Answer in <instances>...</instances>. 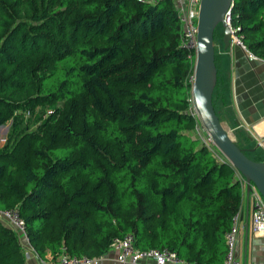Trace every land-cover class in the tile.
<instances>
[{"label":"trees","instance_id":"1","mask_svg":"<svg viewBox=\"0 0 264 264\" xmlns=\"http://www.w3.org/2000/svg\"><path fill=\"white\" fill-rule=\"evenodd\" d=\"M177 13L172 0H0V124L15 102L66 100L64 142L47 130L12 144L20 156L0 148V209H17L39 258L100 257L112 238L130 233L136 248L221 264L242 191L236 170L193 131L199 122L186 80L193 54L179 46ZM229 22L264 58V0H232ZM220 38L218 24L212 43ZM213 63L217 115L215 52ZM76 121L79 130L71 128ZM87 127L112 144V154L97 149ZM234 134L236 146L263 161L257 142L242 146L246 135ZM24 258L15 231L0 220V264Z\"/></svg>","mask_w":264,"mask_h":264},{"label":"crops","instance_id":"2","mask_svg":"<svg viewBox=\"0 0 264 264\" xmlns=\"http://www.w3.org/2000/svg\"><path fill=\"white\" fill-rule=\"evenodd\" d=\"M248 51L245 46L234 42H230L225 48L221 40L213 42V52L217 55L219 68L222 70L217 90L214 92L217 100L216 113L227 128L229 126L234 132L240 133L239 135H246L248 140L241 139L245 142L244 146L248 144L246 141L264 139V58L250 56ZM220 110L223 112L220 113ZM258 150L264 161V146H259ZM251 209L244 193L239 205V232L234 250L239 264H264V237L251 231ZM22 247L26 253L24 264H39L38 256L26 240ZM115 253L109 247L96 264H153L152 259L146 257L134 262H119L115 259ZM48 257L49 254L45 253L44 258Z\"/></svg>","mask_w":264,"mask_h":264},{"label":"built area","instance_id":"3","mask_svg":"<svg viewBox=\"0 0 264 264\" xmlns=\"http://www.w3.org/2000/svg\"><path fill=\"white\" fill-rule=\"evenodd\" d=\"M197 6L198 0H184L183 4L178 8L176 7L180 26L179 46L187 52V57L190 56V53H192L194 57ZM229 9H227L222 16V21L229 29V43L234 42L244 47L240 35L236 32L239 30L238 26L230 25ZM248 53L250 56L254 55L250 51H248ZM186 80L189 84L191 83L192 73L186 76ZM187 100L189 104V112L196 116L192 108L190 95L187 97ZM193 131L211 153H214L215 149L210 137L203 131L200 123L194 124ZM256 142L257 145L264 146V139L258 138L256 139ZM235 175L236 178H238L242 196L244 193L246 194L252 207L250 213L251 231L253 234L264 237V198L252 182L249 183L250 187L246 190L247 183L241 173L236 171ZM239 215V209L230 215L229 226L223 233L224 254L221 264H239V260L236 258L234 250L236 235H238L239 232ZM0 219H3L15 232L22 234L24 237L23 220L19 216L15 207L0 209ZM109 247L115 250V259L119 262H134L139 258L146 257L151 258L153 264H165L167 262L176 264H196L191 260L180 258L173 250L168 249L167 247H150L146 249L136 248L132 244V236L130 233H125L120 237L112 238ZM98 258V256L68 255L66 252L60 251L56 253L54 257L39 258V264H96Z\"/></svg>","mask_w":264,"mask_h":264},{"label":"water","instance_id":"4","mask_svg":"<svg viewBox=\"0 0 264 264\" xmlns=\"http://www.w3.org/2000/svg\"><path fill=\"white\" fill-rule=\"evenodd\" d=\"M230 5L231 0H198L189 95L200 126L210 137L212 144L226 161L244 176L246 190L252 182L264 198V161L249 158L243 148L234 144L226 126L218 119L211 104V91L215 81L212 31L218 24L220 25V40L225 48L229 44V29L222 21V16Z\"/></svg>","mask_w":264,"mask_h":264},{"label":"rangeland","instance_id":"5","mask_svg":"<svg viewBox=\"0 0 264 264\" xmlns=\"http://www.w3.org/2000/svg\"><path fill=\"white\" fill-rule=\"evenodd\" d=\"M172 2L175 5V7L178 8L181 4H183L184 0H172ZM215 97L216 96L214 93L213 100L216 108L217 100ZM65 104H66V100L63 98H60L58 100H53L50 102L42 101V100L39 102H35L34 100L32 101L23 100V101L15 102L13 104V106L15 107L12 109V111L5 119V121L0 125V148H4V146H7V148L10 147L9 152L11 154L13 155L17 154L18 156H20V152L22 148L20 149L16 147L14 150V147L18 142V140H20V144L23 143L24 138L22 136H24V134L35 133L37 135L46 136L45 132L47 130L53 133L56 142L58 143L64 142L66 139L63 136L62 131L60 129V125L63 122L62 119L60 118V115L62 116V113L65 111L66 108ZM219 112L222 113L223 111L220 110ZM14 116H16L15 120H13ZM220 117L223 118V116ZM99 119L103 120V118H99ZM80 125L81 123L76 121L75 126H71V128L74 127L76 130H79ZM226 130L229 133V136L234 140L235 138H239L238 135L234 134V131L230 129L229 126L228 128L226 127ZM86 134H88L86 136H89V138L92 139L97 144V149H102L101 147L107 146V152L111 153L113 151L114 147L112 146V144H110L109 141H107L105 138L104 140L93 127L92 128L87 127ZM238 143L244 146L243 144L245 142L244 140L239 139ZM12 144L15 145L11 148ZM213 147L216 149L214 145ZM7 148H4V150H7ZM83 148L85 150L86 155L89 156L92 155L91 147L85 144L83 145ZM0 220L6 223L3 219ZM15 235L22 246L23 241L25 240L23 235L18 232H15ZM23 252L25 256L26 253L24 251V248H23Z\"/></svg>","mask_w":264,"mask_h":264}]
</instances>
